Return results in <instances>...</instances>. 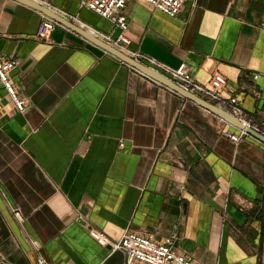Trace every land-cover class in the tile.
<instances>
[{
	"label": "crops",
	"instance_id": "crops-1",
	"mask_svg": "<svg viewBox=\"0 0 264 264\" xmlns=\"http://www.w3.org/2000/svg\"><path fill=\"white\" fill-rule=\"evenodd\" d=\"M33 1L120 33L81 0ZM124 14L132 50L170 70L193 65L204 85L226 77L264 132V0H187L175 18L127 0ZM42 17L0 0V55L17 62L26 102L19 112L0 82L4 264H127L113 245L128 230H176L196 264H264V144L232 142L237 128L66 26L39 40Z\"/></svg>",
	"mask_w": 264,
	"mask_h": 264
},
{
	"label": "built area",
	"instance_id": "built-area-1",
	"mask_svg": "<svg viewBox=\"0 0 264 264\" xmlns=\"http://www.w3.org/2000/svg\"><path fill=\"white\" fill-rule=\"evenodd\" d=\"M144 1L170 18L177 17L184 7L185 3L187 2V0ZM126 6L127 0L80 1V8H86L95 13L97 16L110 21L114 29L120 31V33L116 37L92 28L91 26L81 21L77 15H68L58 13L52 9L51 10L65 20L76 24L96 38L101 39L113 48L134 59L136 62L143 64L151 70L162 74L184 91L196 95L197 97L229 112L246 126H249L256 131L264 134V132H261L259 128L251 126V124L244 119V110L241 107L237 95L232 91H228V81L226 77L220 74H214L211 77L209 84L204 85L195 78V67L193 65L184 63L177 69L170 70L163 64L146 56L145 54L132 50L131 39L126 34L129 28L128 19L124 14ZM59 25L60 24L55 20L43 15L42 22L37 33V38L39 40H49L51 33ZM16 65L17 62L15 60H6L0 55V82L4 85L7 92L11 95L16 109L19 112H24L26 110V102L21 100L17 96L15 86L10 76V73L15 69ZM132 70L139 72L134 68H132ZM139 73L144 75L141 72ZM253 79H258V76L255 75ZM226 91H228L227 96L224 95V92ZM225 136L232 142L238 143L244 137L250 135H248L243 130H239L237 133L226 132ZM92 235L101 242L107 243V240L102 234L93 233ZM176 241V230L170 233L169 236H167L163 240H158L153 236L144 235L139 232L128 230L123 234L121 240L113 245V248L114 250H120L125 254L127 264H196L186 254L180 253L176 250ZM0 264H4V261L1 257ZM36 264H48V262L46 258L40 257Z\"/></svg>",
	"mask_w": 264,
	"mask_h": 264
},
{
	"label": "water",
	"instance_id": "water-1",
	"mask_svg": "<svg viewBox=\"0 0 264 264\" xmlns=\"http://www.w3.org/2000/svg\"><path fill=\"white\" fill-rule=\"evenodd\" d=\"M16 1L38 10L43 15L55 20L59 24L66 26L67 28L73 30L74 32L82 35L84 38H86L90 42L94 43L98 47L102 48L106 52L117 57L118 59L123 61L128 66L138 70L139 72L143 73L147 77H149V78L155 80L156 82L166 86L167 88H170L171 90H173L175 92H178L180 95L187 98L188 100H191L193 102L198 103L200 106L211 111L212 113H214L215 115H217L218 117H220L221 119L226 121L231 126L237 128L238 130L245 131L248 135H250L251 137L255 138L256 140H258L264 144V134L256 131L255 129H253L249 126H246L238 118H236L235 116H233L229 112H227V111H225V110H223V109H221V108H219V107H217L211 103L204 101L203 99L197 97L196 95H193L189 92L184 91L183 89L178 87L175 83H173L171 80H169L168 78H166L162 74L155 72V71L151 70L150 68L146 67L145 65L136 62L134 59L130 58L129 56L125 55L124 53L113 48L112 46L105 43L101 39L96 38L95 36H93L89 32L84 31V30L76 27L75 25H73L69 21L65 20L64 18H62L61 16H59L58 14L53 12L48 7L40 4L39 2H35L33 0H16Z\"/></svg>",
	"mask_w": 264,
	"mask_h": 264
}]
</instances>
